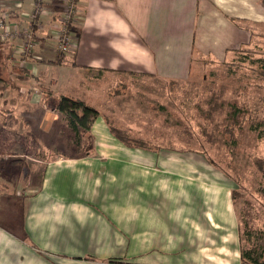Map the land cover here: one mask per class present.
Returning a JSON list of instances; mask_svg holds the SVG:
<instances>
[{"label":"crops","instance_id":"obj_1","mask_svg":"<svg viewBox=\"0 0 264 264\" xmlns=\"http://www.w3.org/2000/svg\"><path fill=\"white\" fill-rule=\"evenodd\" d=\"M65 1L46 0L56 11L43 17L50 22L59 16ZM76 3L77 44L64 62L54 61L59 54L47 29L40 32L34 55H17L13 42L5 41L12 52L10 70L19 66L27 74L15 73L16 85L0 94L5 102L10 91L17 92V103L9 108L18 110L19 132L38 141L45 135L57 149L64 148L61 136L72 132L56 109L59 97L99 104L91 127L94 149L81 157L59 153L44 160L43 170L42 160L31 157L40 170L33 169L23 186H17L20 169L9 163L8 153L9 160L0 163V264H241L240 243L226 236L236 229L232 193L220 191L216 178L204 181L202 160L182 159L167 146H128L109 123L122 117L124 96L152 93L159 80L186 78L194 59H225L263 38L264 7L259 0ZM34 4L0 0V15L21 24L26 22L21 15ZM44 61L71 62L75 74L50 78L38 66ZM71 77L81 78L88 92L75 96ZM46 79L50 91L43 94ZM9 167H16L15 188L7 181Z\"/></svg>","mask_w":264,"mask_h":264},{"label":"rangeland","instance_id":"obj_2","mask_svg":"<svg viewBox=\"0 0 264 264\" xmlns=\"http://www.w3.org/2000/svg\"><path fill=\"white\" fill-rule=\"evenodd\" d=\"M43 7L56 10V7L50 6L46 1ZM41 17L32 21L37 40L40 32L47 29V36L52 38L49 41L55 46L52 22H57L60 18H51L49 22L43 14ZM73 20L74 18H70L68 27L77 44L78 36L72 25ZM29 21L30 18H26V24H29ZM35 48L36 46L33 55ZM11 54L12 52L3 48V59H8ZM44 62L38 66H43L50 78L61 77V74L67 72L70 76L75 74L71 62ZM10 69V64L3 67L5 76H13L19 72L17 70L12 73ZM44 75L42 74L43 79ZM33 79V82H37L36 78ZM71 80L69 89L75 96L88 92L81 78L71 77ZM155 85L152 87V93H142L137 97L124 96V112L122 117L117 118V124L114 122L115 125L126 128L130 134L144 139L147 147L167 146L171 148L172 154L177 153L182 159L185 156L188 160H202L201 174L204 181H215L216 178L214 183L218 185V189L229 190L233 196L236 229L229 231L227 238L240 245L243 243L250 246L253 243L263 246L264 194L259 188L264 185V37L256 38L251 44L229 53L225 59L217 60L211 56H205L201 62L194 59L192 71L186 78L159 80ZM49 86L46 79L43 82V94H46ZM10 92L13 94L5 102L3 93L0 94V108L12 107L13 103L16 105L17 92ZM127 102L129 105L126 106ZM134 104L136 110L132 107ZM95 106L100 108L99 104ZM129 126H132V129L134 127L133 130L137 133L131 131ZM19 128L18 125L15 129L18 131ZM38 136L42 158H39L38 151L37 155L26 154L19 142L13 146L12 156L8 157L24 158L38 174L40 167L37 165L34 168V160L31 157L42 160L43 170L44 160L60 155L59 153H74L73 144L67 134L61 136L60 147H64L63 149H57L45 135ZM7 155L8 153L0 156V163L9 160ZM14 170L16 167H9L7 171L8 184L13 188L17 185L13 181ZM186 171L198 175L190 172V168H186ZM26 182L19 181L17 186H23Z\"/></svg>","mask_w":264,"mask_h":264},{"label":"trees","instance_id":"obj_3","mask_svg":"<svg viewBox=\"0 0 264 264\" xmlns=\"http://www.w3.org/2000/svg\"><path fill=\"white\" fill-rule=\"evenodd\" d=\"M261 5L264 7V0H259ZM5 41L0 42V93H2L9 86H14L13 77L5 76L3 67H6L9 63L8 59L2 58V51L4 48ZM56 62H64L68 52L58 53ZM72 57L74 54H71ZM70 55V56H71ZM18 72V77H23L27 74L26 69H19V66H13L12 72ZM56 109L63 113L66 124L70 128L71 140L74 148V153L69 155L70 157H81L89 154L94 149V135L91 131L92 123L98 116L99 110L88 104L84 99L80 97H74L63 94L59 97L56 103ZM19 123L18 115L9 107L0 108V155L12 153V148L16 143H20L22 149L26 154H35L39 158L42 148L39 146V141L36 137L27 132H19L15 128ZM110 131L120 139L124 144L128 146L147 147V143L144 139L138 138L121 126L109 123ZM57 155L52 156L55 159ZM42 158V157H41ZM9 163H15L20 169V175L23 182L28 180L32 167L24 158L13 157ZM264 173V168L262 169ZM264 194V185L259 188ZM248 232V230H247ZM261 247V248H260ZM92 258V257H87ZM109 261L120 263L122 260L119 258H111ZM241 264H264V245L259 246L258 244H251L245 246L241 243Z\"/></svg>","mask_w":264,"mask_h":264},{"label":"built area","instance_id":"obj_4","mask_svg":"<svg viewBox=\"0 0 264 264\" xmlns=\"http://www.w3.org/2000/svg\"><path fill=\"white\" fill-rule=\"evenodd\" d=\"M46 0H35V4L29 12L23 13L21 17L30 18L29 24L19 22H13L10 17L3 14L0 15V40L13 42V53L20 56H30L34 47L37 45L38 40L33 30L32 21H36L42 14L48 12L54 13L52 9H46L43 7ZM61 14L56 16L60 18L57 22L54 20L53 24V38L56 41V51L71 52L74 51L76 46L74 37L68 27L70 18H74L78 5L76 0H66L62 6ZM55 10V9H54ZM56 11V10H55ZM52 39V38H51Z\"/></svg>","mask_w":264,"mask_h":264}]
</instances>
